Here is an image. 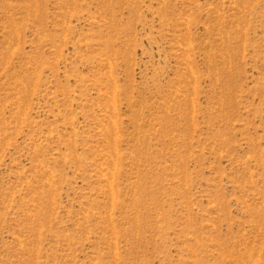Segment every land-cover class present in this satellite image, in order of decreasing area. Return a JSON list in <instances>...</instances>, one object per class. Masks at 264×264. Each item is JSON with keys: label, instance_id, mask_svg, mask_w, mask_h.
<instances>
[{"label": "rangeland", "instance_id": "obj_1", "mask_svg": "<svg viewBox=\"0 0 264 264\" xmlns=\"http://www.w3.org/2000/svg\"><path fill=\"white\" fill-rule=\"evenodd\" d=\"M0 264H264V0H0Z\"/></svg>", "mask_w": 264, "mask_h": 264}]
</instances>
